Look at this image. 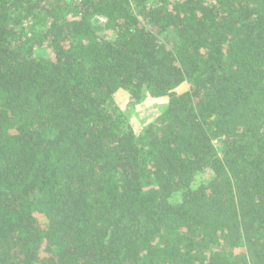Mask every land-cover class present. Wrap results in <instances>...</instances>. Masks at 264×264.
<instances>
[{
  "label": "trees",
  "instance_id": "trees-1",
  "mask_svg": "<svg viewBox=\"0 0 264 264\" xmlns=\"http://www.w3.org/2000/svg\"><path fill=\"white\" fill-rule=\"evenodd\" d=\"M0 264H264V0H0Z\"/></svg>",
  "mask_w": 264,
  "mask_h": 264
},
{
  "label": "rangeland",
  "instance_id": "rangeland-1",
  "mask_svg": "<svg viewBox=\"0 0 264 264\" xmlns=\"http://www.w3.org/2000/svg\"><path fill=\"white\" fill-rule=\"evenodd\" d=\"M100 23H104L100 21ZM98 33L101 36L111 38L112 34L103 28L98 27ZM187 89L186 85H182L177 89V92H183ZM166 102L163 99H146L141 104L131 106L129 95L126 92L119 91L114 96V103L127 115L128 121L135 132H139L147 123H150L153 118L161 111Z\"/></svg>",
  "mask_w": 264,
  "mask_h": 264
}]
</instances>
